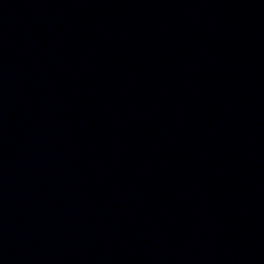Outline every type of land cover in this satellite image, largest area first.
<instances>
[{
  "label": "water",
  "instance_id": "1",
  "mask_svg": "<svg viewBox=\"0 0 264 264\" xmlns=\"http://www.w3.org/2000/svg\"><path fill=\"white\" fill-rule=\"evenodd\" d=\"M0 264H264V0H0Z\"/></svg>",
  "mask_w": 264,
  "mask_h": 264
}]
</instances>
